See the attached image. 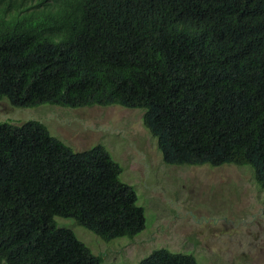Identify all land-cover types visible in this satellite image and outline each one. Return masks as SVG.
Returning a JSON list of instances; mask_svg holds the SVG:
<instances>
[{
  "label": "trees",
  "instance_id": "obj_1",
  "mask_svg": "<svg viewBox=\"0 0 264 264\" xmlns=\"http://www.w3.org/2000/svg\"><path fill=\"white\" fill-rule=\"evenodd\" d=\"M143 109L169 166H249L264 190V0H0V100ZM106 148L0 125V264H105L56 218L108 242L146 215ZM139 264H199L154 251Z\"/></svg>",
  "mask_w": 264,
  "mask_h": 264
},
{
  "label": "rangeland",
  "instance_id": "obj_2",
  "mask_svg": "<svg viewBox=\"0 0 264 264\" xmlns=\"http://www.w3.org/2000/svg\"><path fill=\"white\" fill-rule=\"evenodd\" d=\"M144 113L119 106L20 109L0 100V125L38 122L74 152L103 146L121 165V181L145 210L144 231L106 242L73 219L56 218L105 264H139L157 250L189 254L199 264H264V190L252 168L166 165Z\"/></svg>",
  "mask_w": 264,
  "mask_h": 264
}]
</instances>
